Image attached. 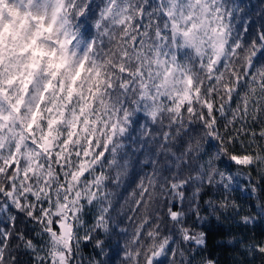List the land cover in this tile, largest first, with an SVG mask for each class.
I'll list each match as a JSON object with an SVG mask.
<instances>
[{
  "label": "snow or ice",
  "instance_id": "1",
  "mask_svg": "<svg viewBox=\"0 0 264 264\" xmlns=\"http://www.w3.org/2000/svg\"><path fill=\"white\" fill-rule=\"evenodd\" d=\"M239 11L231 0H0V264L21 250L31 264H76L81 241L102 248L93 234H109L124 205L139 223L121 264H193L204 234L174 202L191 208L205 183L229 189L224 157L259 175L250 191L264 199V24ZM246 251L264 256V241Z\"/></svg>",
  "mask_w": 264,
  "mask_h": 264
},
{
  "label": "trees",
  "instance_id": "2",
  "mask_svg": "<svg viewBox=\"0 0 264 264\" xmlns=\"http://www.w3.org/2000/svg\"><path fill=\"white\" fill-rule=\"evenodd\" d=\"M231 3L240 9L237 15L243 17V22L251 25L253 29L258 30L264 24V0H231ZM144 123H146V118L142 113L138 114V124ZM131 134L138 137L139 129L136 124L133 125ZM217 143V141L205 140L204 147L207 152L214 153ZM126 144L129 147H135L132 140H126ZM235 149L237 151L242 149L239 142L235 145ZM216 166L220 171L230 173L235 178L229 189L226 190L221 185L210 186L205 183L199 196L192 202L191 208L187 200L183 204L179 201L174 202L176 210L182 208L185 212L186 225L194 233L204 234L205 243L202 247L196 248L192 245L196 249L194 253H191L195 257L193 264H203L207 260L215 264H264V256L258 253L250 254L246 251L249 244L264 241V217L258 215L259 209L256 207L258 203H264V199L258 201L250 191L251 185L258 183L260 177L258 174H253L250 181L246 175H236L237 166L230 165L226 157L217 161ZM192 191L188 189L185 195L191 197ZM223 199L229 202L226 211L219 208L220 201ZM119 203L124 204L123 200ZM197 211L199 218L196 215ZM125 214L131 215L127 205H124L123 213L110 226L109 234L106 235L103 231L93 234L104 241L102 248L96 247L92 241H81L76 264H121L125 244L131 240L134 229L139 223L135 219H126ZM242 216L251 217V221L244 224ZM88 219L91 220V214ZM162 227L167 231L171 228V224L162 225ZM20 228L31 234L33 225L28 224L26 227L20 225ZM122 228L127 229V233L121 232ZM145 228H148V225H145ZM184 247L188 248L187 245ZM16 255L19 264H31L30 254L21 250Z\"/></svg>",
  "mask_w": 264,
  "mask_h": 264
}]
</instances>
